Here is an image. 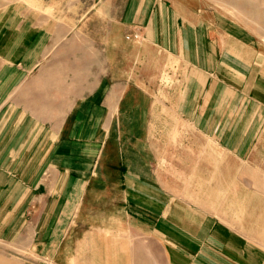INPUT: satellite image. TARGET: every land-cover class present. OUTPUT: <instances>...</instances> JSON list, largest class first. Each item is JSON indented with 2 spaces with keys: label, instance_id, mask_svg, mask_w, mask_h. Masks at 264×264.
<instances>
[{
  "label": "crops",
  "instance_id": "0c3cea01",
  "mask_svg": "<svg viewBox=\"0 0 264 264\" xmlns=\"http://www.w3.org/2000/svg\"><path fill=\"white\" fill-rule=\"evenodd\" d=\"M0 242L264 264L261 41L206 0L0 4Z\"/></svg>",
  "mask_w": 264,
  "mask_h": 264
},
{
  "label": "rangeland",
  "instance_id": "374dc122",
  "mask_svg": "<svg viewBox=\"0 0 264 264\" xmlns=\"http://www.w3.org/2000/svg\"><path fill=\"white\" fill-rule=\"evenodd\" d=\"M13 0H0V4ZM19 2V0H15ZM30 4L31 0H21ZM213 8L224 12L234 20H238L264 46V0H206ZM29 8V7H28ZM92 30V28H90ZM78 34V29L74 32ZM167 79V84L169 83ZM0 255L4 260L0 264H51L31 256L23 246L0 242Z\"/></svg>",
  "mask_w": 264,
  "mask_h": 264
},
{
  "label": "built area",
  "instance_id": "2783aa9c",
  "mask_svg": "<svg viewBox=\"0 0 264 264\" xmlns=\"http://www.w3.org/2000/svg\"><path fill=\"white\" fill-rule=\"evenodd\" d=\"M131 38L134 40H139L140 36L138 34H133ZM126 39H129V37L127 36Z\"/></svg>",
  "mask_w": 264,
  "mask_h": 264
}]
</instances>
